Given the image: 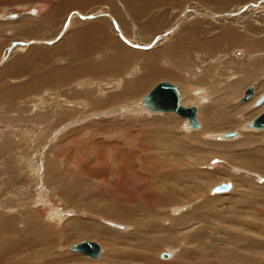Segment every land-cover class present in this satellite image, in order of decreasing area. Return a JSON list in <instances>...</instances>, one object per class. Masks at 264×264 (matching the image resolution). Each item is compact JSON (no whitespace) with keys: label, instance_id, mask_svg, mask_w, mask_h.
<instances>
[{"label":"rangeland","instance_id":"1","mask_svg":"<svg viewBox=\"0 0 264 264\" xmlns=\"http://www.w3.org/2000/svg\"><path fill=\"white\" fill-rule=\"evenodd\" d=\"M107 1L109 0H92V2L91 0H0V62L3 60L0 64V87L9 84L7 87L13 88L15 86L14 90H17L16 86L18 85H30L32 76L29 75L28 71L30 64L33 62L34 70L42 67L38 74L46 73V75H50L47 84H43V82L41 84L36 83L35 87L32 86L23 95L19 96L14 91L13 97L15 99L7 98L8 100L10 99V104L7 102L8 100H5L6 98L0 101V222L9 217L20 219L25 215H31L32 218L36 217L35 219L39 223L38 226H48L52 231L60 229L64 231L62 234L63 239L58 236L56 243L55 239L51 238L48 243L46 241L41 243L34 242L35 244H31L32 248L30 250L26 248L20 255L24 259H31L32 262L30 264H117L114 263L116 262V257L123 258L121 260L122 263L118 262V264H264V229L249 228L243 225L244 221L242 219L245 217L243 213L246 212L247 224L254 221L250 215H254L255 219L260 220L257 215L261 206L257 203L256 197L264 195V189H258V187H264V176H259L258 173L260 171L255 169L248 170V161L241 153L242 148H254L264 145V137L261 134L264 131L243 128L246 123L264 111V105L255 107V100L254 102L249 101L246 105L248 108L246 109V114L253 109L255 112L252 115H244L245 117L243 116L242 118L239 115H231L228 119L220 122L218 129L206 130L204 127L205 118L201 116V110L204 109L205 106L203 105L205 104H202L199 110L200 113H198V117H200L198 121L202 126L201 130H198L199 132L188 129L185 119L172 113L168 114L170 116H166V113L154 114L145 110H142L144 112L139 114L120 112V110L124 109L122 108L123 105L130 106V103L141 98L161 80L176 84L182 97L181 103L186 105L183 103V99H185L183 88L186 86L193 90V88L200 87L202 81L199 79H202V77L208 80V85L205 86L206 88L209 86L207 88L208 92L219 81L229 84L230 82L233 83L234 79H238L236 81L246 79L249 76L239 74V70L242 67L240 63L248 60L249 50L240 44H237V46L228 45L225 48L216 46L211 49L209 47L207 51L205 49L207 54L203 51L204 58L202 51H199L201 58H197L198 64L193 69L197 73L195 75H185L184 70H181V67L174 63L176 59L173 56L171 57L176 49V44H174L175 32L170 34L167 39L156 42V45L152 43L158 35L168 32L176 21L180 23L179 28H187L194 20L200 19L196 18V14L200 13V11L196 12L195 16L187 18L189 8H186V10V6L194 5L199 10H205L204 8L206 7L207 11H212L219 8L217 4L209 0H204L205 3L203 0H174L173 3L175 4L169 3L167 5H162L159 0H154V2L153 0H135V2L137 1L136 4L131 0H110L109 5L111 8L114 4H117V9L119 8L118 11L121 14L120 17H123L126 22L123 24L117 15L114 14L113 8L109 9ZM258 1L262 2L263 0H229L226 7H234L239 3L251 4L252 6L254 2ZM84 2H87V7L84 11H81V8L85 5ZM169 2L172 1L169 0ZM230 2L232 3L231 5ZM131 3H134V5ZM124 4L128 7H124ZM139 4L144 5L143 9L145 7L146 11H143L145 14L141 15L138 20H134L130 11L137 12L142 9ZM115 5L113 7H116ZM137 5L139 8H137ZM208 5L211 6L209 7ZM101 9L104 12L98 14L99 17L91 19L83 17L84 20L75 15L70 20L68 28L65 31L61 30L62 26L65 25V20L68 19L69 21L68 17L73 13V10L79 11L82 15L92 16L94 11H100ZM110 13L114 15L117 26L120 25V31L110 19V21L108 20L107 16ZM13 14L18 17L14 18ZM216 15L213 14L212 16ZM102 17H104V20ZM181 18L184 19L182 20ZM103 21L106 22V24L104 23L106 32L105 28L103 29L104 31H101L103 37H99L97 33H88L90 31L88 28L92 24L96 22L101 24ZM148 22L151 23L150 26ZM247 22L249 25H244L243 27H238L236 24L234 26L230 25V27L234 28L236 26L235 28H238V39H243L244 42L245 40L248 41L246 38H249V40H263L264 31L259 29V25L251 20H247ZM73 23L80 24V28L85 27V29H80L76 36H86L87 39L83 41L82 46L84 45V47L76 45L75 40L72 41V46L69 47L70 51L75 55L72 60L76 61L77 64H80L83 60L82 58H84V56L80 57V54H78L79 48L86 52L89 51L86 53L84 60H92L94 63L104 62L109 58L116 57L119 48L122 52H125L123 57L134 55L133 60L129 61L130 65L128 64L123 70L119 68L118 74L120 77L127 72V69L135 66L139 67V64H142L154 54H156L155 56L158 55V57L153 58L158 64V69L172 68L176 70L180 68V73L178 76L171 78H152L148 85L142 89L144 91L141 90L140 93H136L120 103H114L112 106L109 104L106 107L103 105L96 107L94 102L102 100L103 96H106L104 94L101 96V94L97 93L98 83H114L119 79L116 77L118 75L114 76L112 73L99 72V74L80 75L68 81H60L58 76L51 77V75L56 72L62 76L64 70H61V68H65L69 64L66 55L55 51H48L49 54L46 52L48 55L36 54L39 49L40 53L44 54L43 50H50L55 45H58L53 41L61 34V31L62 36L67 33H74L76 28ZM199 23L200 25L196 29L184 31V35L191 38V40L215 39L221 33L220 29H223V27L212 29V26L208 24ZM211 23L217 25L216 21ZM25 26L31 27L29 32H27V28H23ZM147 26L149 27L147 28ZM260 27L262 28V26ZM211 31L214 32L212 33ZM118 35L121 36L118 37ZM122 36L126 40L130 39L134 43H140V46H145V48L137 47L138 45L135 47L133 45L132 47L128 46L129 44L123 38L121 39ZM100 38L102 40L105 38L106 40L101 41ZM33 40L36 42H32ZM189 41L190 39L187 38L182 42L186 43ZM18 42L24 45L11 48ZM99 43H102L101 47L103 48H99ZM9 48H11V51L6 53ZM195 52L197 51H192L193 55ZM257 55H252V59H256ZM18 61L20 64L13 68V75L10 72L4 77L1 70L7 64ZM259 71L256 70L251 73L250 77H254L251 79L252 82L246 81V85L241 88L236 87V92H231L234 88L227 90L226 97L228 98L225 97L227 99L226 104L229 108L238 106L233 114L240 110L238 104L244 103L237 102V99L243 95L244 90L249 85L255 84L254 86L256 87L261 85L257 89L261 91V94L264 93V66ZM136 72L137 69H135L133 76L125 78L124 83H119L118 89L109 87L108 90L111 92L115 89L118 91L122 90L123 86L125 87L124 84L129 82ZM205 73H210L214 78H208L204 75ZM237 73L238 77H233ZM140 75L141 73L133 79ZM77 83H83L82 88L77 87ZM190 83H194V85ZM206 88L205 90H207ZM207 96L210 98V102L208 101L206 105L212 104L211 100L214 97L211 93H208ZM64 99L82 102L83 107L75 108L62 105L61 101H64ZM215 104L218 103L216 102ZM222 107L226 108L224 105ZM160 117L165 120H160ZM160 127L172 129L177 137L197 133L198 142H196L202 141L201 143L206 145V150L204 149L201 152V158L199 156L200 160H197L199 162L190 166L196 174L197 181L193 184L190 183L189 188H193L196 184H202V180L207 182V186L204 187L203 191L193 192L191 197L183 199L181 203L177 202L175 204L172 202L167 205H161L159 197L151 194L152 191L144 186L146 184L144 175L137 168L139 160L144 158L145 150L156 140L151 134L160 133L161 130L165 131L163 134L161 133V135L165 136V133L168 132ZM228 131H236L237 137L232 138L231 141L225 140V138L208 137V134H220ZM150 132L152 133L150 134ZM246 136L249 137V140L243 146H239L238 141ZM149 137L155 139L152 140ZM207 148H209V151ZM170 157L174 159L175 155ZM187 158L184 156V160H188ZM111 159L117 165L118 171L124 176L120 180L111 178L112 184L109 182V173L112 171L111 163H109ZM190 159L194 162L196 161V158ZM179 160L177 159L176 161ZM102 167L105 168L103 173L100 172ZM175 167L179 173L180 171H186L181 161ZM248 171L250 172L247 173ZM257 177L260 178L258 179ZM67 183L69 184V189L65 188ZM227 183L232 187L226 194L216 195L217 193H214L215 191L213 190L217 186ZM77 185L80 187L76 190L74 187ZM81 191L84 194H81ZM240 191L245 192V196L249 199H253L248 207L244 206L243 197L241 199L237 196ZM118 194L123 197L122 201L119 200L118 202L111 197V195L118 196ZM196 197L198 198L194 201ZM40 199L45 200L46 204L40 202ZM132 201L139 204V206L141 204L147 205L148 201L153 204L156 203L152 205V209L157 212L161 207L162 213L167 216L168 220H170V217L174 220H180V217L187 211L196 212L199 217L193 220L196 223L189 228L186 227L188 222L184 225H177V227L172 229L170 222L164 223L163 220L166 219L159 220L161 224L158 228L149 230L152 231L151 238H148L151 243L145 240L144 242H147L145 244L143 240L137 239L134 232L136 230H134L135 227L132 223L118 222L109 218L102 219L104 217L102 215L99 216L100 213L89 212V210L85 209L88 205L90 207L101 205V208L105 205L107 208L120 206L119 208L123 210L135 208L136 204ZM172 211L175 213L173 214ZM53 217L59 223L50 226L51 223H54V221L50 220ZM136 217L141 222L151 218L147 213L145 215L143 213L136 215ZM262 221L264 222V218H262ZM109 222L126 226L128 227L126 230H128L123 231L120 228H112L107 225ZM81 225H89L91 228L101 231V234L94 238L92 236H83L79 231L81 229H78ZM17 226L23 228L26 225L19 223ZM163 227H167L165 229L167 231L158 232ZM146 229L142 227V230ZM168 230H171L169 232L172 233H169ZM234 232L237 235L242 234L240 242L236 241L234 236L231 235ZM24 234L29 236L30 231ZM127 235L131 237L128 238ZM40 240L41 238L38 241ZM82 240L94 241L102 246V254L97 260H91L85 255L68 250L71 245ZM130 250L135 252L131 259H129L130 256L128 254ZM35 252H40L37 255L39 258H36ZM164 253L171 254L170 259L164 260L165 257L163 256L162 259L160 256ZM182 253L185 254V257L180 255ZM139 254L140 261H136L139 258ZM18 255L12 256L13 262L18 260L20 257ZM75 256L81 259L80 263L73 258Z\"/></svg>","mask_w":264,"mask_h":264},{"label":"bare ground","instance_id":"2","mask_svg":"<svg viewBox=\"0 0 264 264\" xmlns=\"http://www.w3.org/2000/svg\"><path fill=\"white\" fill-rule=\"evenodd\" d=\"M131 1H133L135 4L137 2V1L135 2V0H131ZM171 1L172 2H169V0H159V2H161L162 5H164V4L167 5L169 3L175 4V3H173L174 0H171ZM209 1H212L215 4H217V7L219 6V8L217 10H212V11L209 10V11H207L206 7L204 8L205 10H201V9L199 10L194 5L193 6L191 5L190 7L186 6L185 9L189 8L188 12H187L188 15L187 16L184 15V16H186L187 18L188 17H192V16H195L196 12L200 11V13L196 14V16H197L196 18H200V19L194 20L191 24H189L188 27L186 26L187 28H182V27L179 28L180 23H178L176 21L174 24H172V26H171L172 28L170 27L168 32L164 33L165 35L164 34L158 35L156 37L155 41L152 44L156 45L157 44L156 42H160L161 40H163L165 38L167 39V37L170 36V34H174V32H175V34H174V37H175L174 44H176V49H175V51H173V54L171 55V57L173 56L176 59L174 61V63L176 65H178V67H181V70H184L185 75L186 74L195 75L197 73V71H193V69H195V67L198 64V59L200 57L199 56V51L200 52L202 51L201 53H202V56L204 58V53H206V51L208 50L207 48H209V47H211V49H212V47L214 48L216 46H218L220 48H222V47L225 48L228 45H230V46H237V44L243 45L245 47V49L249 50V52H248L249 53L248 54L249 58H248V60L246 62H243V63L241 62L240 63L242 65V67L239 70V74H241V75L245 74V75H248L249 77L246 78V79L245 78L241 79L240 81H236L238 79H234L235 81L233 83L230 82L229 84H224L223 81H219L216 84V86L211 88L210 92H208V89H207L209 86H207V88L205 87L206 85H208V83H207L208 80L205 77H202V79L201 78L199 79L200 81H202V85L200 87L199 86L196 87L197 86V84H196V86H194L196 88H193V90H191L190 88H187L185 86V88H183V90H184L183 92L185 93V97H184L185 99H183V103L186 104V105H189V106L194 105V106H197V108H198V111H197V114H196V119H197V122L199 124V128H197V129L191 128L188 125L186 118L180 117V116H178L177 114H175L173 112H152V111L146 109L141 104V98L142 97L139 98L138 100L130 103V106H127V105L124 106L123 105L122 108H124V109L120 110L121 113H125V114H135V113H137V114H139V113H143L144 112V111L142 112V110H145V111H147L149 113H154V114L166 113V116H170L168 114L172 113V114L177 115L180 118L185 119L186 124L188 126L187 128L192 130V131H194V132L195 131L197 132L198 130H201V128H202L200 122L198 121V118H200V117H198V113H200L199 110H200V106H202V104H205V105H203V106H205L204 109L201 110L202 111V115L201 116H204V118H205L206 123H205L204 127H205L206 130L218 129L217 127L220 125V122L223 121V120L228 119L231 115H236V116L239 115L240 118H242L244 115L245 116L246 115L247 116L252 115L255 112V110H253V109H252L251 112L246 114V111H247L246 109H248L246 105H247V102H249V101L254 102V100H255V102H254V106L255 107L264 105V101L262 103H260V104H256L257 99L263 93L261 94V91H259L257 89V87L259 88V86H261V85L256 87V86H254L255 84L252 85L253 86L252 87V93H251V96L247 100H242L241 97L244 96L245 91L247 90L248 87L244 90L243 95L240 98L237 99V102H244V103L238 104L240 110H238V112L236 114H233V113L236 112V109L238 108V106L229 108V106L226 104L227 103V101H226L227 99L226 98H228V97H226L227 90H229V88H232V89L234 88L233 91L231 90V92H236L235 91L236 87L237 88L238 87L241 88L243 85H246L245 84L246 81H248V82L251 81L252 82L251 79L254 78V77L253 76H252V78L250 77L251 73H254L256 70H258V72H260L259 70H262V66H264V38H263V40H259L258 38H257L258 40H253V39L249 40V38H246V39H248V41L245 40V42H244L243 39H238V31L239 30H238V28H235L236 26L243 27L244 25H249L247 20H251L252 22H255V24L259 25V29L264 31V27H263V24H264V9H263L264 8V0L262 2L261 1H258L256 3L254 2L253 3L254 5H252V6H251V4H241V3L238 2L239 4H237L234 7H230V8L226 7V5H227L229 0H209ZM87 2H84L85 5L83 6V8H81V11H84L86 9ZM91 2H92V0H91ZM107 2H108L109 9L113 8L114 14L117 15V17L119 18L121 23L124 24L125 20H124L123 17H120L121 14H120V11H118L119 8L117 9V7H118V6H116L117 4L116 5L114 4L116 7H113L114 6L113 5L112 8H111V6L109 5L110 0L107 1ZM153 2H154V0H153ZM203 2L205 3L204 0H203ZM240 2H242V1H240ZM122 3H123V1H122ZM134 3H131V4L134 5ZM131 4H129V5H131ZM143 4H145V3H143ZM231 4L232 3L230 2V5ZM139 5H141V4H139ZM143 6L144 5H141L142 9H139L137 11L138 13L136 11L135 12L130 11V13H131L132 17L134 18V20H138L141 15L145 14V13H143V11L144 10L146 11V9H145V7L143 9ZM124 7H128V6L126 4H124ZM137 8H139L138 5H137ZM213 9H215V8L213 7ZM225 9H227V10H225ZM101 12L103 13L104 11H102V9L100 11H94V13H92V16L91 15L88 16V15H85V14L82 15L79 11H74L73 10V13L71 12L72 14H70L69 17H68L69 21H68V19H66L67 22L65 20V22H64L65 25L63 23L64 26H62L61 30L65 31L68 28V26L70 25V20L75 15L79 16L80 19H84L83 17H85V19H91V18L97 17L98 14H100ZM247 12H249V13L246 14ZM130 13H128V14H130ZM213 14H217V15L216 16H212ZM12 16L14 18L18 17L16 14L15 15L13 14ZM113 16L114 15H111V13H110L107 16L108 20L110 19L112 21V23L118 28V31H120L119 30L120 25L117 26V22H116V20H115V18ZM186 17H185V19H186ZM50 18H51V16H50ZM102 19L104 20V17H102ZM181 19H180V21L182 22V20L184 18L182 20ZM215 21H216L217 25H214V24L211 23V22H215ZM149 22H148V24L150 26L151 23H149ZM199 22H201L202 24L204 23V24H208V25L212 26V29H218V28L220 29L221 27H223V29H220L221 33L219 34V36L216 35L217 38H215V39L212 37L213 39H204V40H197L196 39L195 40V39L192 38L193 40H191V38H189L186 35H184V31H191L193 29H196L198 27V25H200ZM104 23L106 24L105 21L101 22V24H99L97 22L95 24H92L88 28V30H90L88 33L89 34H91V33H95L96 34L97 33V35H99V37L100 36L103 37V35H101L102 34L101 31H104L103 29L105 28V32H106V27H104ZM234 24H236V26L234 28L230 27V25L234 26ZM73 26L76 28L74 33H71V34L67 33L66 35L62 36V31H61V34H59L55 38V40L53 41L55 44H58V45H55L53 47V49L43 50L44 54L40 53V49H39V51L36 54L37 55L38 54H42V55L46 54V55H48L49 54L48 51H55V52H57L59 54H65L66 55L67 59L69 60V64L65 68H61L60 67L61 70H64L62 72V76L59 73H56V72H53L52 75H51V77L52 76H58L60 81H68V80H70L72 78L79 77L80 75L81 76L82 75H87V74L88 75H93V73L99 74V72H105V73H110V74L112 73V75H114V76L118 75L116 77L119 78V79L116 80V81L114 80L115 82L112 81L114 83H103V82H102V84L98 83L97 86H99V87H97L98 88V92L97 93L101 94V96H103V94L106 95L105 96L106 98L103 96L104 99L102 98V100H98V101L94 102V105L96 107L98 105H103L104 107H106V105H109V104L112 106V104H114V103H117V102L120 103V102L124 101V99H126L128 97L134 96L136 93H140V91L142 89H144L148 85V82L152 78L153 79H155V77L171 78V77L178 76L179 73H180L179 72L180 68H177V67H174V68H177L176 69L177 70L176 73H175L176 70H173L172 68H160V69H158V64H156V62L153 60V58L158 57V55L155 56L156 54H154V56L148 57V59H146V60L144 59L145 62H143L142 64H139V67L135 66V67H138V68L133 67L131 69L130 68L127 69V72L124 71L125 73H123V75L120 77L119 74H118L119 73V68H120V70H123V69H125L128 66V64L130 65L129 61L133 60L134 55H128V56H124L123 57V53H125V52H122L119 48L117 50L118 54H117L116 57L109 58V59L105 60L104 62H100V63H94L92 60H87V59L84 60V58L86 56V53H88L89 51L86 52V51H83L82 48H79L78 54H80V57L84 56V58H82L83 60H82V62L80 64H77L76 61L72 60L73 56H75V55H73V53L70 51L69 47L72 46V41L73 40L76 41V45L81 47L82 44H83V41H86L87 39H86V36H81V35L80 36H76L78 31L80 29H85V27L80 28L81 27L80 24H74V23H73ZM149 26H147V28ZM260 26H262V28ZM23 28H27L26 30H27V32H29L31 27L29 28V26H25ZM255 28L257 29V27H255ZM245 31H247V30H245ZM211 32L213 33L214 31H211ZM115 34H116V32H115ZM122 35H123V32H122ZM119 36H121V35H118V37ZM190 36H192V35H190ZM122 38L127 44H129L128 46L132 47V45H133V47H135V46L138 45L137 47H142V48L144 47L145 48V46H140V43H134L130 39L126 40L123 36L121 37V39ZM153 38H155V37H153ZM187 38L190 39V41L186 42V43H183L182 41L184 39H187ZM207 38H209V37H207ZM100 40L104 41L106 39L104 38V40H102L100 38ZM32 42H36V41L33 40ZM101 44L102 43H99V48H103V47H101L102 46ZM152 44H151V46H153ZM21 45H24V44H20V42H18L16 45H14V47H11V48H15V47L21 46ZM82 47H84V45ZM11 48L7 49L6 53H9L11 51ZM67 48H69V49H67ZM116 48H117V46H116ZM19 49H21V48H19ZM94 49H96V48H94ZM205 49H206V51H205ZM89 50H91V49H89ZM223 50H225V49H223ZM192 51L193 52L197 51V52H195L196 54L194 53V55H193ZM203 51H204V53H203ZM46 52H48V54ZM182 54H184V55H182ZM254 54H258L257 55L258 57L256 59H252V55H254ZM2 61L0 62V64L2 63ZM19 64H20L19 61L7 64L4 67V69L1 70L2 75L5 77L10 72H12V75H13V68L16 65H19ZM41 69H42V67H39V68H36L34 70V62L32 64H30L29 71H28L29 75L32 76V78H31L32 81H31L30 85L29 84H27L25 86H22V85L19 86L18 85V86H16L17 90L16 89L14 90L15 86L13 88L7 87L9 84L1 86L0 87V101L1 100L3 101V99H5V98H6L5 100H8L7 98H10V99L13 100V99H15L13 97L15 92L19 96L23 95V94H25V93H27L29 91V88H31L32 86L35 87L37 84H41L42 82H43V84H47L48 83L47 80L50 79V75H46V73L38 74L39 70H41ZM135 69H137V72H136L137 75L135 74V76H138L139 73H141V75L139 77L135 78V79H133L135 76L132 77V79L129 82L124 84L125 85V87L123 86L124 89L122 88V90L118 91L117 89L119 88V83H124V79L125 78H129L130 76H133V73H135ZM113 72H115V73H113ZM201 74L203 75V73H201ZM12 75H11V77H12ZM120 75H121V73H120ZM204 75H206L210 79L214 78V76H211L210 73H208V74L205 73ZM253 75H255V74H253ZM236 76L238 77V73L236 75H234L233 77H236ZM195 77H197V76H195ZM110 80H112V79H110ZM168 82H170V81H168ZM80 84H81V86H80ZM82 84L83 83H77L76 86L82 88ZM99 84H101L102 86L99 85ZM190 84L194 85V83H190ZM10 87H12V86L10 85ZM109 87H113V88L115 87L117 89H115V90H113L111 92V91L108 90ZM180 87H183V86H180ZM204 87L207 90H205ZM177 90H178V87H177ZM142 91H144V90H142ZM181 91H182V89H181ZM239 91H241V90H239ZM178 92H179V90H178ZM208 93H211V95L214 98H213V100H211L213 102L212 104L206 105V103H208V101L210 102V98L207 96ZM107 94H109V95H107ZM67 99H64V101H61V104L65 105V106H68V107H75V108H82L83 107L82 106L83 105L82 102L69 101ZM9 100L7 101L8 103H9ZM61 100H62V98H61ZM181 100H182V97L180 95V103H181ZM199 100L202 101L200 104H199V102H200ZM11 102H13V101H11ZM87 102H88V100H87ZM216 102L218 104H215ZM222 105L226 106V108H223ZM84 106H86V105H84ZM5 107H6V105H5ZM15 107H16V105H15ZM201 108H203V107H201ZM234 108H235V110H234ZM8 109H9V107H8ZM163 117H160V120H165ZM160 128H162V129H164V130H166L168 132L165 133L166 135L164 134L165 136L161 135V133L163 134L165 131H161L160 130V133L158 132L156 134L150 132V134L152 133L151 135H153L156 138V140L150 147H148L145 150L144 158L139 160L140 162L137 163L138 164L137 168H138V171L142 172L143 175H144L143 176L144 177V181L146 182V184L144 186L149 188L152 191L151 194H154L155 196L159 197V201H160L161 205H167V204L172 203V202H174L175 204L177 202L181 203L183 199H188L189 197H191L192 196L191 194L193 192L197 193L200 190L203 191L204 187L207 186V182H204L202 180L201 181L202 184H198V185L196 184V185H194L193 188L191 187L192 189L189 188V186H190L189 184L190 183L193 184V183H195V181H197L196 174L193 172L194 170L191 169L190 166H191V164L199 162L197 160H200L201 152H203L204 149L206 150V145L201 143L202 141L201 142L199 141V143H197L198 142V134L197 133H192L190 135H184L183 137H177L176 133L173 132L172 129H165L163 127H160ZM243 128L244 129H248V130H254V131H264V129L251 128V127H249L247 125V123L244 125ZM230 132H235V135L231 136V137H226L224 135L225 133H220V134L217 133V134H208V137H210V138H225V140L231 141L232 138H234V137L236 138L238 134H237L236 131H230ZM238 133H239V131H238ZM261 134L264 137V132L261 133ZM174 136H175V138H174ZM152 137L151 138L149 137V139H152V140L155 139V138H152ZM248 140H249L248 136L243 137V138L240 139V141H238V145L239 146H243L244 144H246V141H248ZM207 150L209 151V148H207ZM240 152H239V154L242 153L243 157H245L246 160L248 161V165H247L248 170L255 169L257 171H260L261 173L259 172L258 175L259 176L261 175L263 177L264 176V145L260 146V147H254V148L245 147V148H242V152L241 153ZM172 155H175L174 159H172L170 157ZM184 156L188 157L187 158L188 160H184ZM191 156H193V157H191ZM199 156H200V158H199ZM189 158H196V161L194 162L191 159L189 160ZM177 159H180V160L176 161ZM180 161L183 163V166L186 169L185 172H181L180 171V173H179V171H177V169H175L176 168L175 165L177 163H179ZM109 163H111V166H112V171H111V173H109L110 174V181L109 182L112 184V179L116 178V179L120 180L124 176H123V174L121 172L118 171L119 169L117 168V165L112 161V159L110 160ZM240 168H242V167H240ZM103 170L105 171L104 167H102L100 169V172L103 173ZM255 170H254V172H255ZM250 171H248L247 173H249ZM79 187L80 186L77 185V186L74 187V189L77 190ZM231 187L232 186L230 185V189H231ZM254 187H255V185H254ZM65 188L69 189V184L68 183L65 186ZM260 188L264 189V187H258V189H260ZM107 190H108V188H107ZM107 190H106V192L108 193ZM229 190H227V191H229ZM227 191H222V192H216L215 191L214 193H217L216 195H218V194H226ZM233 192H234V189H233ZM81 194H84V193H82V191H81ZM245 195H246L245 192H241L240 191V192L237 193V196H239V198L242 199V197H243L244 206L248 207L249 203H251L253 199H249ZM263 196L259 195V196L256 197L257 203L260 204V206H261V207H259V213L257 215V217L260 220L255 219L256 217H254V215H252V216L250 215V217H253L254 221L249 222L247 224L246 223L247 220H248L247 219V214H246V212L245 213L242 212L243 215L245 216L244 217L245 219L242 218L243 221H244L243 225H245V226H247L249 228H252V229H257V230H259L260 228H261V230L264 229V222L262 221V218H264V197ZM111 197L115 198V200H117L118 202H119V200L122 201V199H123V197L120 194H118V196L111 195ZM197 198L198 197H196L194 199V201H196ZM40 202H42L43 204H46V201L43 200V199L42 200L40 199ZM130 203H131V201H130ZM134 204H136L135 208H126L124 210L120 209L119 208L120 206H117V207L111 206V208H112L111 209L109 207L107 208L106 205L103 208L100 207L101 205H97V206H94V207H90V205H88L87 207H85V209L89 210V212L92 211V212L100 213L99 216L102 215V217H104L102 219L109 218V219H113V220L118 221V222L119 221H124V222L132 223L134 225V227H135L134 230H136L134 232L136 234L137 239L140 240V241L143 240V242L145 240L149 241L148 238L149 237L151 238V236H152V231H149V230L157 229L158 226L161 224V222H159V220L162 221L163 219H166V220H163L164 223H169L170 222L172 229L174 227H177V225L178 226L184 225L185 223L188 222V225H186V227L189 228V227L193 226L194 223H196V222H193V220L198 219V217H199V215L196 212L187 211L186 213H184L180 217V220L179 219L174 220V219H171V217H170V220H168L167 216H165L162 213L161 207H160V209L157 210V212L154 209H152V205H154L156 203L153 204L152 202L148 201L147 205H142L141 204V206H139V204H137V203H134ZM162 208H164V207L162 206ZM142 213L144 215H145V213H147V215L151 216V218L147 219L145 222H141V220H139L136 217V215H140ZM164 213H166V212H164ZM172 213L174 214L175 212L172 211ZM64 214H65V212H64ZM240 215L242 216V214H240ZM53 216H55V215H53ZM35 218H32L31 215H25L24 217H21L20 219H16V217H9V218H6V220L0 222V264H30L32 262L31 259H29V258L24 259L23 257H21L20 254L26 248H29V250H30L32 248L31 244H33L34 242L41 243V242H45V241L48 243L49 240H51V238H54L55 239V243H56L57 242L56 239H57L58 236L63 239L62 234L64 233V231H62V229H60L58 231H54V230L52 231L48 226H45V227L44 226H38L39 223H37ZM50 220H52V222L54 221V223H51V225L49 224L50 226H52V224H56L57 225V223H59V222H57V220L54 217H53V219H50ZM19 223H24L26 226L23 227V228H20V227L17 226V224H19ZM72 225H74V224H72ZM107 225L112 227V228H115V227L118 228V229L120 228V230L122 229L123 231H125L126 228H128L126 226H122L120 224H115V223H111V222H109ZM240 225H242V224H240ZM79 227L80 228H78V229H81L79 231L82 233L83 236H92L94 238V237H98V235L101 234L100 233L101 231L99 232L98 230L91 228L89 225H87V226L81 225ZM142 227H145L147 229L146 230H142ZM166 228L167 227H163L158 232L167 231V230H165ZM171 230H168V232L171 231ZM29 231H30L29 236L24 234V233H27ZM158 232H157V234H158ZM169 233H172V232H169ZM231 235L234 236L236 241L241 240V235L242 234L237 235L234 232ZM127 236H128V238L131 237L130 235H127ZM40 238H41V240L38 241ZM242 239H244V238H242ZM252 239H253V237H252ZM235 240H234V242H235ZM149 242L151 243V241H149ZM231 242H232V240H231ZM144 243L146 244L147 242H144ZM97 244L99 245L101 252L98 253L96 255V257H89V256L85 255L91 260H97L100 257V255L102 254V246L99 243H97ZM235 244H237V243H235ZM71 246L68 248V250H71ZM71 251H73V250H71ZM77 253H79V252H77ZM15 254L16 255L19 254L18 256H20V257L18 258V260L16 262H13L14 260H12V256L15 255ZM39 254H40V252H35V256H37ZM79 254H81V253H79ZM128 254L130 256L129 259H131L135 255V252L133 250L132 251L130 250V251H128ZM166 254H167V257H165L164 260H167L170 257V255H171V254H168V253H166ZM82 255H84V254H82ZM180 255L184 256L185 254L182 253ZM44 256H46V255H44ZM126 256H127V254H126ZM160 257L163 259L162 254H161ZM36 258H39V256H37ZM73 258L75 260L79 261L78 263L81 262L80 258H78L76 256L73 257ZM122 259H123L122 257H116V262H114V263L118 264V262L120 263ZM108 260H109V258H108ZM136 261H140V254H139V258ZM176 263H178V262H176ZM178 264H180V263H178Z\"/></svg>","mask_w":264,"mask_h":264},{"label":"water","instance_id":"3","mask_svg":"<svg viewBox=\"0 0 264 264\" xmlns=\"http://www.w3.org/2000/svg\"><path fill=\"white\" fill-rule=\"evenodd\" d=\"M252 85H249L242 100H247L252 93ZM264 101V93L257 99L256 104H260ZM141 104L146 109L152 112H173L180 117L186 118L187 123L191 128H199V124L196 119L198 111L197 106H185L180 103V94L177 87L172 82L161 80L157 82L144 96L141 98ZM247 125L251 128L264 129V111L254 117ZM226 137L235 135V132H225ZM230 189V185L221 184L217 186L213 191L222 192ZM71 250L87 255L89 257H96L101 252L99 245L96 242L89 240H82L71 246ZM163 257H167V254H162Z\"/></svg>","mask_w":264,"mask_h":264}]
</instances>
